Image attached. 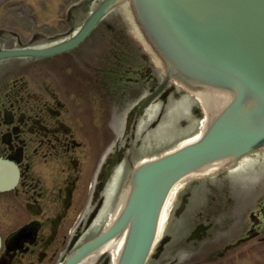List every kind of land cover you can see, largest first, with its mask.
I'll use <instances>...</instances> for the list:
<instances>
[{
	"label": "flooded vegetation",
	"instance_id": "flooded-vegetation-1",
	"mask_svg": "<svg viewBox=\"0 0 264 264\" xmlns=\"http://www.w3.org/2000/svg\"><path fill=\"white\" fill-rule=\"evenodd\" d=\"M69 10L48 13L56 22L48 24L51 36L35 34L26 46L43 49L69 39L79 28ZM108 28L103 25L55 57L0 61V264H63L98 236L114 203L108 196L111 178L121 168L112 184L116 199L125 165L151 141L148 113L155 118L158 101L167 103L173 96L169 84L141 108L140 101L161 84L157 67L134 35ZM2 45L11 47L1 37ZM112 161L117 164L106 173ZM191 192L182 194L186 206ZM190 215L195 224L190 234L202 224L207 229H200L201 240L188 242L220 244L222 256L238 243L264 242L259 239L263 209L249 214L243 232L241 211H231L218 231L206 212ZM90 230L94 235L84 239ZM102 262L104 257L98 259Z\"/></svg>",
	"mask_w": 264,
	"mask_h": 264
},
{
	"label": "water",
	"instance_id": "water-1",
	"mask_svg": "<svg viewBox=\"0 0 264 264\" xmlns=\"http://www.w3.org/2000/svg\"><path fill=\"white\" fill-rule=\"evenodd\" d=\"M122 3L132 9L144 38L165 64L167 78L228 100L210 116L198 141L134 169L113 225L67 264L123 235L117 264H144L163 204L177 182L205 166L234 163L264 149V0H104L72 41L44 51L2 52L0 58L43 57L71 48Z\"/></svg>",
	"mask_w": 264,
	"mask_h": 264
},
{
	"label": "rangeland",
	"instance_id": "rangeland-1",
	"mask_svg": "<svg viewBox=\"0 0 264 264\" xmlns=\"http://www.w3.org/2000/svg\"><path fill=\"white\" fill-rule=\"evenodd\" d=\"M70 1L73 0H0V29L6 25L7 27H13V20L22 21V24H29L30 28L28 29L30 32L40 27L44 28L47 23H51L49 21L53 18L47 17L46 15L48 13L55 14L57 8H63L64 6H59L60 2L68 3ZM6 19L7 21H5ZM123 20H125V17L120 7L114 9L105 18V21L110 23L113 29H119L120 27L118 25L123 26ZM24 34L26 37L28 36V32ZM161 77H163L162 72L159 70V80ZM174 86V96L172 102L169 103L171 107L167 108L166 112H157V118L148 121L147 126H149L152 121H155V129L157 130L154 132V129L147 128L146 136L150 137V133L153 132L152 136L155 135V138H153L155 141L147 140L145 142L147 146L136 149L135 156H133L134 165L138 164L143 159L149 160L161 156L165 152L177 147L183 140L192 137L200 131L204 115L200 113L201 110L198 103L185 90L177 86L176 83ZM180 96L186 99V101L192 102V109H187L189 107L188 103L182 105L175 103L176 100L181 101L177 98ZM172 110L173 112H171ZM151 143L152 145L149 146ZM259 155L260 154H253L245 158H255ZM261 156H263L264 159V155ZM130 170L131 167L127 166L125 174H128ZM240 174L239 179H237L235 176L238 174L235 173V170H228V168H225L222 169L221 172L218 171L202 178H191L189 184L194 185V189L204 187L207 183L220 184L217 187L220 191L232 190L234 193V189H236L238 191V197L253 198L252 204L241 209V205L237 204L236 199H231L232 204H230L229 201L226 202V199L216 200V198L214 201L210 202L209 198L204 200L202 192L198 191L189 206L190 212L194 214L196 211H203L212 215L210 221H213L215 218L216 230L218 231V229L221 228L219 226L220 224L222 225V221H230L231 215H229V213L231 211L233 213L241 211L243 215L257 211L256 201H262L261 205H264V180L260 183H256L252 178H247V176L251 174L250 172L248 174ZM182 183L181 188H184V183ZM199 190L204 191L205 189L201 188ZM205 195L210 196L211 193L205 191ZM176 205L177 204L173 206L172 212L161 233V237L167 235L171 237L172 240L164 247V250L160 254L157 255V250L154 251L153 256L147 264H264V244H258L256 241L251 244L240 246L231 252H227L225 256L218 254V250L221 248L220 244L206 245L205 242L204 245L193 246L185 243L191 231V227L189 225L188 227L182 226L181 228L180 222L184 213L179 216L173 215L174 210L177 208ZM187 220L188 213L185 214L182 220L183 225H187ZM243 221L244 226L240 232H243L248 224V221L245 220V216ZM213 230L210 233H212ZM88 236L89 233L85 235V237ZM158 245L159 243L156 244V247H158Z\"/></svg>",
	"mask_w": 264,
	"mask_h": 264
},
{
	"label": "bare ground",
	"instance_id": "bare-ground-1",
	"mask_svg": "<svg viewBox=\"0 0 264 264\" xmlns=\"http://www.w3.org/2000/svg\"><path fill=\"white\" fill-rule=\"evenodd\" d=\"M124 7H125V11L127 10L126 12H128L129 10H128L127 4H125ZM157 61L158 63L162 64L159 58H157ZM190 89L196 95L199 102L202 103V105L205 108V113L208 116L211 115L212 113H215L216 110H218L228 100L227 96L223 94L214 93L213 91L209 89H200V88H195V89L190 88ZM207 122L208 120L206 119L204 127H206ZM201 132L202 130L198 132L197 134H195L193 137L183 140L176 148L195 142L198 139V137H200ZM221 165L222 163H217V164H214L208 167H204L198 171V174L200 175L209 174L215 171L216 169L220 168ZM178 188H179V183L176 184L174 188L171 190L169 197L164 205L163 211L159 219L158 228H157L158 237L166 224L167 215L170 211V205L172 204L173 199L175 198V195L177 194L179 190ZM121 247H122L121 241L119 242L118 240H116L113 242H109L107 245H105L102 249H100L96 253L95 257L93 258L90 257L81 264H90L92 259H95L97 256L101 255L104 252H111V256H112L111 264H116Z\"/></svg>",
	"mask_w": 264,
	"mask_h": 264
}]
</instances>
